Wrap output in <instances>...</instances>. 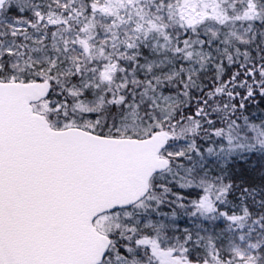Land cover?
<instances>
[{
  "label": "snow or ice",
  "instance_id": "obj_1",
  "mask_svg": "<svg viewBox=\"0 0 264 264\" xmlns=\"http://www.w3.org/2000/svg\"><path fill=\"white\" fill-rule=\"evenodd\" d=\"M0 264H264V0H0Z\"/></svg>",
  "mask_w": 264,
  "mask_h": 264
}]
</instances>
